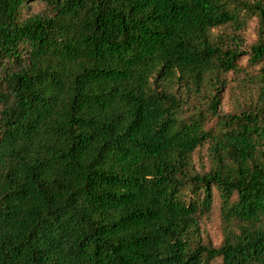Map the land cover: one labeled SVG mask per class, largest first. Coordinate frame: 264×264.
<instances>
[{
  "label": "trees",
  "instance_id": "1",
  "mask_svg": "<svg viewBox=\"0 0 264 264\" xmlns=\"http://www.w3.org/2000/svg\"><path fill=\"white\" fill-rule=\"evenodd\" d=\"M0 264H264V2L0 0Z\"/></svg>",
  "mask_w": 264,
  "mask_h": 264
},
{
  "label": "rangeland",
  "instance_id": "2",
  "mask_svg": "<svg viewBox=\"0 0 264 264\" xmlns=\"http://www.w3.org/2000/svg\"><path fill=\"white\" fill-rule=\"evenodd\" d=\"M261 1L264 2V0ZM41 9V2L32 1L23 7L21 11V17L37 13ZM255 23V18H251L248 21L245 30L243 31V43L246 47L249 46L255 39ZM239 63L241 65L245 64V56L240 58ZM230 77L231 76H229V78ZM230 109V98L227 92H224L221 98L218 112L225 113L230 111ZM213 121L214 119H211L208 125L212 124ZM192 163L197 171H201L202 169L205 170L207 168L208 164L205 147H201L194 151V153L192 154ZM199 235L203 243H208L213 246L218 245L222 239L219 202L215 192H213L212 204L208 214L206 216H203L199 221Z\"/></svg>",
  "mask_w": 264,
  "mask_h": 264
}]
</instances>
